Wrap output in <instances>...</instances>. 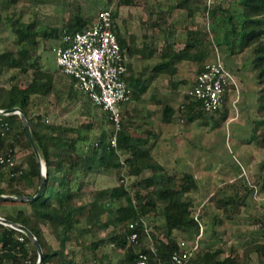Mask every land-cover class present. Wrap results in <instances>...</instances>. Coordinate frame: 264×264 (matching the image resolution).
<instances>
[{
  "label": "trees",
  "instance_id": "16d2710c",
  "mask_svg": "<svg viewBox=\"0 0 264 264\" xmlns=\"http://www.w3.org/2000/svg\"><path fill=\"white\" fill-rule=\"evenodd\" d=\"M7 1L6 8L0 5V24L7 23L18 49L0 53V79L4 84L0 88V109L20 107L26 112L46 166L47 182L42 196L34 201H0V206L22 204L28 205L30 210L19 207L13 213L0 212V216L26 226L36 235L44 249L43 264H136L141 254H146L151 264L169 261L180 249L181 240L195 241L201 231V220L194 216L192 194L199 189L195 176L191 172L172 171L156 158L150 143L152 133H141V123L123 116L124 113L130 116L128 104L123 106L114 147L109 113L81 92L72 76L60 68L47 69L38 51L43 42L59 41L58 45L63 37L83 31L99 11L109 9L124 55L139 56L143 61L160 58L154 66L146 65L139 71L128 64L131 99L139 100L148 90L144 79L150 73L153 77L168 74L173 78L179 72V63L187 61L194 65L198 75L206 69L219 47L224 46L231 53L251 48V72L260 87L258 119L247 142L255 141L264 149V0H220L212 4L208 0H175L166 8L152 0H118L114 8L113 1L108 0L106 8L99 11L94 5L101 0H86V14L76 15L64 29L45 26L38 15L32 22L22 21L20 9L11 7L17 0ZM132 6L141 8L146 15L147 30L163 31V46H155L153 34H145L141 43L136 35L122 36L117 23L122 17L120 10ZM179 9L186 10L188 16V24L183 27L186 33L183 44L178 27L170 21ZM197 15L202 18L200 22ZM55 48L56 45L45 50L55 51ZM64 77L69 79L65 93L56 90ZM169 81L176 84L172 79ZM61 93L77 98L79 106L73 108H77L75 118L69 116L62 122L60 116L52 118L50 111L32 115L36 100L42 102ZM228 105L226 94L223 107L216 112L222 120L228 118ZM100 109L107 113L106 124L112 125V131L102 129L99 135L91 137L90 133L103 125ZM176 114L180 121L201 119L202 125L209 124L202 102L188 92L176 106L168 105L164 109L163 121L173 122ZM221 123L218 120L215 126L220 127ZM20 150L25 151L23 157H19ZM9 155L16 156V165L0 167V195L34 196L43 177L42 169L18 114L0 115V156ZM110 171L115 172L116 185L91 187L98 177ZM252 184V188L244 184L243 193L229 191L234 190L235 185L226 184L225 196L216 185L208 203L223 217L233 219L248 206L254 188L264 190V178L259 177ZM117 202L120 204L116 205ZM147 219L154 229H149ZM256 221L260 232L246 246L231 247L225 254L221 247L214 249L202 240L188 264H249L255 253L259 263L264 264V218ZM131 222L136 223L133 228L129 227ZM222 222V217L215 215L214 224ZM47 228L58 241L56 249H49ZM96 233H104V237L91 242L85 239ZM134 233H137L135 240L132 239ZM107 246H112V252ZM116 252H122L123 257H114ZM38 259V251L26 234L0 222V264H37Z\"/></svg>",
  "mask_w": 264,
  "mask_h": 264
},
{
  "label": "rangeland",
  "instance_id": "374dc122",
  "mask_svg": "<svg viewBox=\"0 0 264 264\" xmlns=\"http://www.w3.org/2000/svg\"><path fill=\"white\" fill-rule=\"evenodd\" d=\"M107 1L108 0H101L96 2L94 8L97 11L106 8L105 3ZM112 1L115 8L118 0ZM161 1L168 2L169 0ZM0 5L2 8H6L9 3L7 0H0ZM15 6L21 11L20 18L22 21L32 22L38 15L37 18L45 22V26L57 27L59 29H64V26L73 21L76 15L86 14V0H17L15 4H11L12 8ZM120 12L121 14L128 15V11L125 8H121ZM137 16L139 17V15ZM201 20L202 18L200 21ZM179 22L182 24L185 23L184 15ZM118 23L121 26V30L124 31L125 28H123L121 18H119ZM139 27L140 25L137 24L135 29L139 30ZM58 42L59 41L43 42L38 51L43 57L42 62L46 68L51 71L59 69L57 55L54 50H49V52L46 50L47 48L50 49L52 46H57ZM16 49H18V46L15 44V36L7 23H1L0 53L6 50ZM219 51L218 56L226 62L227 66L237 77L238 86L237 88L234 87L230 95L233 99L239 98V100L235 103V106L229 103V115L226 120H222L219 114L206 113L209 124L204 126L202 125L203 120H197L189 133L186 129L188 123L187 119L179 123L180 130L178 131V137L175 139L173 146L180 153L181 159L174 160L173 155L168 153V156L167 154H161V156L164 157L163 160L166 166L172 171L198 173L201 191L194 192L193 198L195 200L194 216H199L204 229V233L200 238V243L203 240L214 249L221 247L224 253L227 254L230 252L231 247L241 248L246 246L258 236L260 224L256 220L264 218V190L260 191V187H257V189L254 188L253 192L250 194L248 206L243 209L240 215L235 216L233 219L223 217L219 210L211 207L208 203V197L213 192L214 186L216 185L222 188V193L225 196L228 192L227 189L225 190L226 184L235 185V189H230L229 191L243 193L244 184L252 188L253 181L257 180L259 177L264 178V149L255 141L247 142V139L251 137L254 122L258 119L257 91L260 87L251 72L252 49H247L242 53H231L223 46L219 47ZM216 58L217 57L213 54L211 60ZM143 66L145 65L136 61V68L138 70ZM179 70L180 72L176 76V86L179 87V91L177 89L178 92L175 93L178 102L181 100L182 95L191 88L196 76L193 66L188 62H181L179 64ZM151 75L152 73L146 78L150 84L149 91L159 92L160 90H171V87L167 85V79L164 78L163 80L157 79V81H152V79H150ZM153 76L154 75H152V77ZM3 86L4 84L0 79V88H3ZM68 86L69 79L64 77L62 83L57 85L56 90L59 89L65 93ZM237 89L240 91L239 93L236 92ZM79 90L83 92L81 89ZM36 102L37 105L33 107L32 115L50 111L52 118L60 116L59 119L62 122L69 116L75 118L77 108L75 110H73V108L79 106L77 98H69L62 93L58 94V96L47 98L42 102L38 99ZM99 113L103 125L101 129L93 130L90 133L91 137L99 135L102 129L112 131V125L106 124L108 119L107 113L101 109ZM123 116L125 119H132V116H128L126 113H124ZM218 120L222 121L220 127L215 126ZM154 128H156L155 124ZM205 136L209 142V148L207 147V150H204V146H202ZM205 152L207 153V161L204 160ZM24 154L25 151L20 150L19 157H23ZM205 173L207 174L205 175ZM117 182L118 179L115 176V172L110 171L98 177L97 182L92 184L91 187H109L116 185ZM128 183L129 180H127V184ZM119 204L120 202L116 203V205ZM19 207L30 210L28 205L4 204L0 206V212L1 214L13 213ZM215 215L222 217L223 222L221 224H214ZM201 216H203V218H201ZM145 221L148 226L150 225V230L154 229L153 224H151L148 219ZM46 236L50 243L49 249L58 248V241L54 235L49 232V228H47ZM102 237H104V233H96L85 236V239L91 242ZM147 243H149V239L146 241V244ZM106 249L112 252V246H107ZM102 252L103 248L100 250L99 254ZM113 255L117 259L123 257L122 252H116L113 253ZM250 262L251 264H256L257 258H251Z\"/></svg>",
  "mask_w": 264,
  "mask_h": 264
},
{
  "label": "built area",
  "instance_id": "2783aa9c",
  "mask_svg": "<svg viewBox=\"0 0 264 264\" xmlns=\"http://www.w3.org/2000/svg\"><path fill=\"white\" fill-rule=\"evenodd\" d=\"M218 1L220 0H208V3ZM55 52L61 71L72 76L76 80V86L109 113L113 122L111 143L116 147L123 106L131 101L132 88L127 81L129 58L122 52L118 36L113 29L111 10L99 11L83 31L63 37L56 46ZM237 86L235 73L218 56L206 64V69L202 73L196 75L187 92L202 102L206 113L215 114L223 107L226 94L229 103L235 106L239 98L233 99L230 93ZM236 92L240 91L237 89ZM2 165L15 166L16 156H0V167ZM135 224L131 222L129 227L133 228ZM203 233L201 224L200 234L195 241L181 240L180 249L172 254L169 261H158L155 264H188L192 254L200 247ZM136 238L137 233H134L132 239ZM136 264H151V262L146 254H141Z\"/></svg>",
  "mask_w": 264,
  "mask_h": 264
},
{
  "label": "crops",
  "instance_id": "0c3cea01",
  "mask_svg": "<svg viewBox=\"0 0 264 264\" xmlns=\"http://www.w3.org/2000/svg\"><path fill=\"white\" fill-rule=\"evenodd\" d=\"M152 1H157L160 3L163 8H166L168 3H173L175 0H169L168 2L161 1V0H152ZM128 11V15H125L122 13L121 21L123 23V28H125L124 31L121 30V34L124 37H129L130 35H136L138 38V43L143 42L145 34H153L154 35V43L156 47H161L164 44V33L163 31H151L147 30V26L144 24L146 20V15L143 14L141 8L139 7H125ZM139 15V17L137 16ZM185 17V23L182 24L179 22V20L182 19V17ZM196 19L198 22H200L201 16L197 15ZM119 20V19H118ZM171 23H173L176 27L179 29V40L183 44L185 42V30L184 26L188 24V16H187V11L183 9L176 10L172 17H171ZM118 23V22H117ZM137 24L140 25L139 30L135 29ZM119 25V23H118ZM119 28L121 29V26L119 25ZM126 29H127V34H126ZM219 48L217 52L214 54L215 57H218L219 53ZM212 58V57H211ZM211 58L209 59L208 62L212 61ZM160 58H153L148 61H143L140 59L139 56H129V63L133 65V68L137 71H139L136 68V61L141 62L143 65H150L154 66V64L159 61ZM187 62V61H184ZM207 62V63H208ZM189 63V62H188ZM180 64V63H179ZM191 64V63H190ZM194 66L193 64H191ZM144 67V66H143ZM194 68V67H193ZM180 72V70H179ZM178 72V74H179ZM176 74L173 78L168 75V74H157L155 77L151 78L152 81H157V79H167V85L171 87V90H160L159 92L157 91H149L150 90V84L146 80L148 76L145 77V81L148 84V90L142 95L141 99L136 100V99H131L130 104L128 103L127 109L132 116L133 121H137L141 123L140 126V132H146L150 131L152 133V138H151V144L154 146L153 152L156 156V158L163 163L165 166L166 164L164 163V157L161 156V154H172L174 160H180L181 155L180 153L175 149L173 146L175 139L178 137V131L180 130V124L181 122H184V120H179V115L176 114L175 120L171 123H165L163 121L164 118V109L169 105L171 107H174L178 104V98L176 99L175 93L179 91V87H177V84H170V79H172L175 83L177 82ZM196 77V76H195ZM178 89V91H177ZM44 101V100H43ZM42 108V106H41ZM43 109V108H42ZM188 121V120H187ZM154 124L156 128H154ZM190 124V125H189ZM194 122H189L187 123V131L189 133L190 130H192V126L194 127ZM159 125V126H158ZM206 126V125H204ZM202 146H204V150H207V147L209 146V142L206 138L204 137V141ZM209 148V147H208ZM167 154V156H168ZM207 153L205 152L204 160L207 161ZM176 156V157H175ZM167 167V166H166ZM198 183V191H201V184L200 181L198 180V173L191 172ZM207 173H205L206 175ZM193 196V194H192ZM256 257L257 258V263H259L258 255L255 253L252 255V259ZM251 264V262L249 263Z\"/></svg>",
  "mask_w": 264,
  "mask_h": 264
},
{
  "label": "water",
  "instance_id": "95a60500",
  "mask_svg": "<svg viewBox=\"0 0 264 264\" xmlns=\"http://www.w3.org/2000/svg\"><path fill=\"white\" fill-rule=\"evenodd\" d=\"M11 114H18L24 125L25 128L28 132L29 138L31 140L33 149L36 153V156L41 164V169H42V180L38 189V192L34 195V196H26V195H0V201H15V202H22V201H34L36 199H38L39 197L42 196V194L44 193L45 187H46V166L41 158V154L38 150V147L36 145V142L34 140L33 137V133H32V128L31 125L28 121L27 118V114L26 112L20 108V107H15L13 109H0V115H11ZM0 222L5 224V225H9L12 226L13 228L23 232L24 234H26L30 240L32 241V243L34 244V246L36 247L38 254H39V259L37 261V264H43L44 262V249L40 243V240L36 237V235L26 226L10 221L2 216H0Z\"/></svg>",
  "mask_w": 264,
  "mask_h": 264
}]
</instances>
